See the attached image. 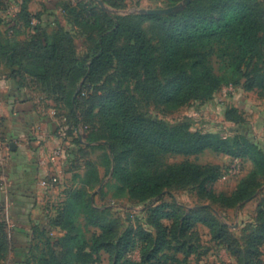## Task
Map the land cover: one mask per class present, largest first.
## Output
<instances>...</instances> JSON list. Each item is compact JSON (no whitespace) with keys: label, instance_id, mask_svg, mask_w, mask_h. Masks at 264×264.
<instances>
[{"label":"trees","instance_id":"16d2710c","mask_svg":"<svg viewBox=\"0 0 264 264\" xmlns=\"http://www.w3.org/2000/svg\"><path fill=\"white\" fill-rule=\"evenodd\" d=\"M25 2L20 6L18 17L28 28L32 17ZM7 9L6 2L0 0V25L9 23L4 17ZM64 10L76 28L93 33L91 48L84 57L78 56L72 36L55 22L56 27L52 30L35 28L23 43L8 41L0 46V54L9 64L18 65L33 78L45 95L63 105L66 110L63 127L67 129L66 135L73 138V143L84 150L108 149L109 155L104 156L103 167L106 171L112 167V177L121 183L122 189L134 201H150L162 196L166 190L184 186H196L199 198L223 208H232L248 200L251 190L257 185V178H264V154L256 146L244 139L223 140L217 135L192 133L187 127H168L145 118L137 112L131 98L123 93L110 92L96 104V98L89 90L118 65L124 77L142 72L150 86L157 90L156 98L168 109H180L195 101L207 102L223 81L212 70L208 53L215 45L223 43L228 45L227 50L230 49L228 67L237 73L246 70V88H264V74L256 68L249 72L250 65L262 59V11L257 0H194L183 11L166 17L133 15L114 18L80 2H70L64 5ZM150 21L164 25L159 65L169 75L165 83L159 82V72L155 69L156 51L143 29V25ZM15 30L7 29L11 31L10 36ZM57 111L54 116L62 117ZM94 120H98L100 129L113 141L108 147L93 145L97 141L92 125ZM207 149L247 158L251 162V173L238 183L231 194L213 191V184L220 177L217 167L188 162L163 164L166 155L189 157ZM95 172L94 164L88 162L80 187L65 190L63 201L54 209L47 225L65 234L55 244H46L51 247L48 259H35L34 264H67L62 262L64 254L52 249L65 242L78 245L77 248L71 247L74 254L82 251L84 242L78 238L79 231L72 234L66 231V222L71 223L80 214L86 217L91 227L99 229L92 236V248L84 256L103 251L117 264L136 247L142 252L139 264H152L154 254L173 248L170 243L175 242L176 235L179 238L191 235L193 228L201 225L209 230L212 240L224 245L237 264H261L258 250L264 245L263 212H259L258 224L247 237L242 250L238 246L233 248L236 241L222 224L208 214L206 207L186 210L174 203H160L149 209L151 232L141 230L133 234L130 231L116 238L110 229L98 225L96 219L100 212L83 198L84 186L91 184ZM65 173L70 172L66 170ZM77 178L80 179L75 176ZM7 228L6 222L0 220V233L7 238L10 248ZM39 229L44 234L40 226H34V244L38 240ZM177 243L179 247L184 245L180 241ZM32 247L33 244L29 250ZM31 261V258L27 259L24 264H33Z\"/></svg>","mask_w":264,"mask_h":264},{"label":"rangeland","instance_id":"374dc122","mask_svg":"<svg viewBox=\"0 0 264 264\" xmlns=\"http://www.w3.org/2000/svg\"><path fill=\"white\" fill-rule=\"evenodd\" d=\"M54 3L55 0H45ZM103 3L102 9L92 0H58L60 12L55 16L49 14V20H53L57 25L72 36L78 56L84 57L91 48L93 33L82 31L76 28L71 22L64 10V5L76 4L77 2L86 3L92 8L100 10L114 18H123L133 15H146L141 12H153L150 16L166 17L183 11L191 2L184 4L186 0H100ZM262 11L261 22L263 24L262 34V59L259 63H252L249 72L256 68L264 74V0H257ZM8 7L15 5L14 0H6ZM10 10V9H9ZM163 24L146 22L143 25L145 35L150 45L155 49L156 65L155 69L159 72V82L165 83L169 79V75L162 70L160 62V47L165 37ZM18 33H21L19 31ZM228 45L226 43L215 45L208 53L209 64L214 73L220 76L223 81L213 95V98L207 102H191L187 106L172 110L166 108L156 98L155 88L150 86V81L144 78L142 72L138 75H129L124 77L120 67L113 68L103 76L99 82L91 87V94L95 96V103L105 97L110 92L123 93L131 98L133 104L137 108V112L143 117L165 124L168 127H187L192 133L199 132L201 134L217 135L223 140H240L244 139L250 144L256 146L264 154V88L247 89L246 70L237 73L228 67L227 57ZM227 50V51H226ZM248 71V70H247ZM79 88V87H77ZM78 89L75 91L74 97L77 95ZM154 91V92H153ZM153 92V94H152ZM84 104L83 101L81 103ZM75 110V108L72 107ZM70 115V114H69ZM95 139L93 145L96 147H108L112 140H109L108 134L100 129L98 120L92 123ZM64 131L66 127L62 128ZM61 130V129H59ZM52 134V143L55 139L57 144L61 143L66 150L64 161H59L58 166H53L52 170L59 169L60 174L59 185L52 190H46L45 198L49 200L53 209L63 201L65 190L70 187L69 181L79 183L81 175L77 174L80 179H75L71 173L74 171L76 163L81 159L93 163L96 172L91 179L89 186H84V201H90L98 213L96 221L98 225L105 226L110 229L114 236L121 237L126 232L145 230L151 232L152 228L148 225L150 217V208H154L157 204H176L177 206L188 209H198L206 207L208 214L222 224L229 236L236 241L233 248L244 249L247 237L251 235L254 227L258 224L259 212L264 213V178H257L256 187L251 190V196L248 200L232 207L223 208L218 204L211 203L209 200L199 198L196 194V186H184L179 189L166 190L162 196H157L150 201L138 202L130 199L125 190L122 189L121 183L112 177V167L109 171L103 167L104 156L109 155L108 149H82L73 143V138H65L66 145L62 139L58 138V132ZM81 134V131H80ZM55 137V139L53 138ZM82 141V138L79 136ZM55 146V145H54ZM53 146V147H54ZM67 146V147H66ZM85 155H87L85 157ZM184 162L196 164L199 166H213L220 171V177L213 184V191L216 193L231 194L237 187L238 183L253 169L251 162L247 158H239L222 153H216L210 149L189 157L178 155H166L163 158V164L175 165ZM113 164V159H111ZM55 172V171H54ZM69 176H72L69 178ZM79 180V181H78ZM81 185V184H80ZM73 185L72 187H74ZM160 199V201H159ZM100 214V215H99ZM165 223V222H164ZM44 234L38 231V240L34 244L32 250H29L27 259H48L50 257V249L46 244H55L64 233L54 231L50 227L43 229ZM66 231L69 234L79 231L78 238L84 242L81 246L82 251L74 254V249L78 245H70L65 242L63 247H52L54 252L64 254L62 262L67 264H114L103 251L91 253L84 256L85 253L92 248L93 234L99 232L96 227L88 224L86 217L82 214L73 218L72 222H66ZM66 232V233H67ZM67 233V234H68ZM124 238V237H122ZM110 239V237L108 238ZM196 239V240H195ZM68 240V239H67ZM111 241V240H110ZM175 242H171L172 249L160 251L151 257L152 264H237L235 257L226 250L224 245L218 244L212 240L209 230L206 227L197 225L193 228L191 235H184L179 238L176 235ZM178 241L183 245L179 247ZM195 242V244H193ZM178 246V247H177ZM176 248L178 250L176 251ZM259 260L264 264V245L259 247ZM141 249L134 248L127 253L117 264H139L141 262ZM144 253V257H146ZM12 252L7 244V238L0 233V264H22V260L14 259L12 261ZM146 259V258H145ZM116 264V263H115Z\"/></svg>","mask_w":264,"mask_h":264},{"label":"crops","instance_id":"0c3cea01","mask_svg":"<svg viewBox=\"0 0 264 264\" xmlns=\"http://www.w3.org/2000/svg\"><path fill=\"white\" fill-rule=\"evenodd\" d=\"M25 1L27 12L32 17L31 26L24 27L18 17L24 0H14L15 5L9 7L12 13L9 23L0 25V46L10 40L25 42L35 28L52 30L56 27L47 16L60 12L58 0L52 4L45 0ZM9 28L16 29L12 36L11 31H7ZM56 109L62 117L54 116ZM65 114L63 105L45 95L33 78L18 65L9 64L0 54V140L8 146L2 172L7 187L5 193L0 191V220L8 226L6 232L10 239L12 261L26 259L33 244L34 226L46 228L48 219L55 212L45 198L46 190L40 186L43 175L39 161L49 148L57 144L55 137L52 143L51 136L62 129ZM83 159L70 172L74 178L77 174L83 177L86 173L88 159ZM69 183L70 187L75 185V189L80 187L77 182ZM25 262L22 261V264Z\"/></svg>","mask_w":264,"mask_h":264},{"label":"built area","instance_id":"2783aa9c","mask_svg":"<svg viewBox=\"0 0 264 264\" xmlns=\"http://www.w3.org/2000/svg\"><path fill=\"white\" fill-rule=\"evenodd\" d=\"M11 15V11L7 9L4 13V17L7 19V22H9ZM58 138L62 139V142L64 141V144L66 145L65 138H67V135L63 129L59 130ZM62 145L63 144L59 143L54 147L49 148L39 161L43 175L40 181V186L46 190H52L59 184L60 174L62 172L60 171V168L55 169L54 172L51 166L55 168L58 166L59 161L65 160L66 150ZM7 150L8 146L0 140V191L3 193L6 192L7 187L6 179L2 173L7 161Z\"/></svg>","mask_w":264,"mask_h":264},{"label":"water","instance_id":"95a60500","mask_svg":"<svg viewBox=\"0 0 264 264\" xmlns=\"http://www.w3.org/2000/svg\"><path fill=\"white\" fill-rule=\"evenodd\" d=\"M92 1H94V2L97 3L102 9H104V7H103V3H102L100 0H92ZM190 1H191V0H186V1L184 2V4L186 5V4H188ZM141 14L152 15L153 12H141Z\"/></svg>","mask_w":264,"mask_h":264}]
</instances>
